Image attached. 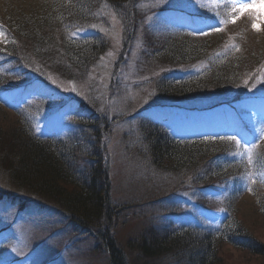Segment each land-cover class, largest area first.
Returning a JSON list of instances; mask_svg holds the SVG:
<instances>
[{
	"label": "trees",
	"instance_id": "trees-1",
	"mask_svg": "<svg viewBox=\"0 0 264 264\" xmlns=\"http://www.w3.org/2000/svg\"><path fill=\"white\" fill-rule=\"evenodd\" d=\"M153 1L40 0L36 9L8 11L0 17L4 40L0 47V110L16 115L21 122L10 137H4L7 132L0 127V163L13 188H0V202L15 205L19 211L34 208L60 215L76 231L92 234L107 252L109 264H131L112 235L115 210L105 153L112 119L87 101L58 91L43 70L56 66L63 77L84 79L109 48L106 31L111 24L101 13H112L122 24L123 57L145 16L141 15L142 5L149 3L146 12L151 14L166 10L151 8ZM234 1L197 0L199 13L172 8V20L147 28V36H157V42H148L152 45L144 58L157 66L153 76L156 96L183 102L199 93H214L215 100L199 111L220 123L239 119L242 131L237 135L218 127L182 140L159 122H150L143 129L151 162L169 174L189 178L190 185L183 190L196 196L189 215L195 221L176 227L170 218L163 230H149L139 242H129L141 255L136 264H155L158 258L182 264H219L222 243L255 254L264 264V245L241 224L234 209L236 200L250 194L264 216V119L253 116L258 94L253 89L264 75V30L256 36L254 48L243 47V40L252 35L250 20L246 14L247 22L228 23L226 15ZM201 18L213 31L218 21H224L219 31L209 35L188 32L191 19L196 24ZM226 33L231 37L225 38ZM34 84L59 105H67L75 125L62 133L39 132L27 110L43 103L19 102L16 95ZM181 208L174 210L182 213ZM223 208L226 214L213 228L212 216Z\"/></svg>",
	"mask_w": 264,
	"mask_h": 264
},
{
	"label": "rangeland",
	"instance_id": "rangeland-1",
	"mask_svg": "<svg viewBox=\"0 0 264 264\" xmlns=\"http://www.w3.org/2000/svg\"><path fill=\"white\" fill-rule=\"evenodd\" d=\"M39 1L0 0V17L2 18L8 11L36 9L35 5ZM196 1L154 0L151 2V8H166L164 12L170 13L162 17H158L160 16L157 15L158 12L154 14L146 12L150 9L149 3L146 6L142 5L141 15L145 14V16L137 26L123 57L120 56L122 24L112 13H101L111 24L106 31L109 35V48L91 67V71L86 73L84 79L71 80L63 77L56 66L50 69L46 67L43 70L44 77L58 91L87 101L112 119V127L105 139L111 206L115 210L112 235L120 248L125 251L126 258L131 264H136L141 255L136 249L128 246L129 242H139L141 236L149 230H163L170 218L175 220L176 227L195 221L194 216L190 218L189 215L195 206L193 202L196 196L188 190H183L190 185L189 178L169 174L150 160L147 144L143 142V129L147 127L148 122L163 123L168 130L180 137L195 136L203 131L221 128L227 123H232L231 126L236 131H240L241 128L239 121L234 123V120L227 119L222 123L215 122L210 120L208 114L199 111L215 100L214 93H199L183 102L165 101L156 96L153 76L157 66L144 62V58L152 45L148 42H152L151 39L156 41L157 36L152 38L147 36L150 35L147 28L157 26L162 19L169 20L173 13L172 8L177 11L199 13L198 8L201 3L195 4ZM237 3L232 11L228 12L226 19H229L228 23L243 19L241 24L250 20L248 29L252 35L248 40H243V47L246 45L250 47L249 49L254 48L253 43L258 39L256 36H261L264 30L262 29L264 0H238ZM253 4L257 7L251 11L244 13L235 11L240 5ZM244 15L247 20L243 18ZM258 16L259 20H257ZM196 21L195 24L191 19L187 24L189 31L198 34L210 32L203 27L207 25V20L201 18ZM253 23H258L259 30L253 28ZM223 36L231 37L227 33ZM3 45L4 42L0 38V47ZM258 83L253 90L258 93L255 97L259 99L256 105L261 110L253 115L254 119L264 116V75ZM36 85L16 94L19 102L32 100L43 103L42 107H32L27 110L28 114L34 117L36 129L39 132L55 130L62 133L67 126L75 125L74 120L68 118L73 114L71 109L67 105L64 107L59 105L50 93L40 90ZM58 110L61 115L58 114ZM20 123L16 115L0 110V127L7 132L4 137H10L11 131H16L14 129H17ZM252 137L251 141L254 143L257 137L255 135ZM0 188L13 191L8 185V175L1 163ZM257 203L255 197L245 194L234 202V209L241 224L248 228L257 242L264 245V216L260 213ZM179 206L184 209L182 213L174 210ZM64 221L63 217L48 210L27 208L19 211L15 205L0 202V249L2 248L0 264H38L40 260L42 262L46 260L45 264H109L107 252L92 234L78 232ZM216 221L218 220L215 217L212 223L215 224ZM219 247V264H262L263 260L259 256L252 255L246 250L226 243H222ZM154 262L182 264L181 261L166 260V258H158Z\"/></svg>",
	"mask_w": 264,
	"mask_h": 264
},
{
	"label": "snow or ice",
	"instance_id": "snow-or-ice-1",
	"mask_svg": "<svg viewBox=\"0 0 264 264\" xmlns=\"http://www.w3.org/2000/svg\"><path fill=\"white\" fill-rule=\"evenodd\" d=\"M257 6L255 4L253 5H240L238 9H235V11H239L241 13H244L245 11H251L253 8H256ZM257 20H259V16L257 17ZM234 22V21H233ZM253 28L259 30L258 23H253ZM219 31L220 29H216ZM231 139H235V137H230ZM239 143V141H237Z\"/></svg>",
	"mask_w": 264,
	"mask_h": 264
}]
</instances>
